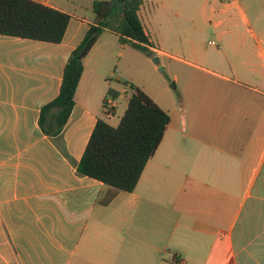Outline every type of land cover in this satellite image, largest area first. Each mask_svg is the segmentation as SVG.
I'll list each match as a JSON object with an SVG mask.
<instances>
[{"label":"crops","instance_id":"crops-1","mask_svg":"<svg viewBox=\"0 0 264 264\" xmlns=\"http://www.w3.org/2000/svg\"><path fill=\"white\" fill-rule=\"evenodd\" d=\"M35 1L70 20L60 43L0 34V264H264V0H197V11L194 0H142L158 64L105 29L62 130L71 160L38 119L94 0ZM149 2L170 20L171 42L146 28ZM210 32L215 44H203ZM140 63L167 70L175 94L161 77L145 83ZM130 85L169 122L134 190L101 204L114 188L75 165L97 120L126 109Z\"/></svg>","mask_w":264,"mask_h":264},{"label":"trees","instance_id":"trees-1","mask_svg":"<svg viewBox=\"0 0 264 264\" xmlns=\"http://www.w3.org/2000/svg\"><path fill=\"white\" fill-rule=\"evenodd\" d=\"M142 3V0L93 1L95 20L68 56L58 95L40 109L38 123L42 132L51 137L59 151L70 160L62 130L74 106L83 58L100 34L105 29L111 30L118 35L120 43L129 44L148 57L155 54L139 17ZM69 20L68 13L35 0H0L2 35L60 43ZM130 88L132 92L118 124L113 126L99 118L75 165L78 174L114 188L103 196L101 204L110 202L117 190H134L169 122V114L146 93L133 85Z\"/></svg>","mask_w":264,"mask_h":264},{"label":"rangeland","instance_id":"rangeland-1","mask_svg":"<svg viewBox=\"0 0 264 264\" xmlns=\"http://www.w3.org/2000/svg\"><path fill=\"white\" fill-rule=\"evenodd\" d=\"M69 1H74V3L77 4V0H69ZM84 2L86 1H90V0H82ZM197 0H194L193 6H195V10H199V6L198 3L196 2ZM199 1V0H198ZM153 5H155L156 3L153 2ZM178 4H180L179 2L176 3V6L178 7ZM149 8L148 6H146V12H147V16H148V20L146 19V16H144V20H145V24H146V28L148 29V31L150 32L151 36L154 37V34H156L157 36H161L162 40H166L167 42H171L176 35L171 34V30L168 29V22L170 21L168 20H164L162 19V15L159 12L160 10L156 9V13L153 12L154 10V6L152 7L151 2H149ZM208 40H215L216 38L215 36L210 32V33H206L204 36H202L201 38V42L203 44H206ZM122 65V59L120 60V64L119 67H121ZM153 65V64H151ZM154 66V65H153ZM144 68V75L146 74V77L144 79V77L142 78L143 81L147 84H153L157 87V82L159 80L158 77H161L165 80V84H167V89L170 93L175 94V89L172 88L171 86V81L168 82V71L164 70V71H157V72H153L151 66H149V64H142L140 63L139 65V69ZM127 72H133L137 70L136 65H129L128 67H126ZM123 81L120 82V84L122 85ZM109 98H112L110 93L108 94ZM124 106L125 103L124 102H119L117 105V108L115 109L116 114L112 117V119L110 120V124L111 125H115L117 124L118 120H119V116L121 115V113L124 110Z\"/></svg>","mask_w":264,"mask_h":264},{"label":"water","instance_id":"water-1","mask_svg":"<svg viewBox=\"0 0 264 264\" xmlns=\"http://www.w3.org/2000/svg\"><path fill=\"white\" fill-rule=\"evenodd\" d=\"M151 59H152V61H153L155 64H158V63H159V58H158L157 56H153ZM160 69L163 70L162 67H161Z\"/></svg>","mask_w":264,"mask_h":264},{"label":"built area","instance_id":"built-area-1","mask_svg":"<svg viewBox=\"0 0 264 264\" xmlns=\"http://www.w3.org/2000/svg\"><path fill=\"white\" fill-rule=\"evenodd\" d=\"M209 43H210V44H213V45L215 44L213 41H210Z\"/></svg>","mask_w":264,"mask_h":264}]
</instances>
